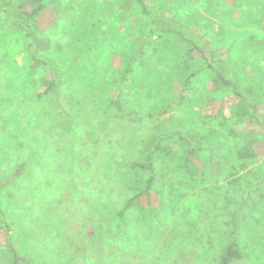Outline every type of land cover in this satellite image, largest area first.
I'll return each instance as SVG.
<instances>
[{
	"label": "rangeland",
	"instance_id": "1",
	"mask_svg": "<svg viewBox=\"0 0 264 264\" xmlns=\"http://www.w3.org/2000/svg\"><path fill=\"white\" fill-rule=\"evenodd\" d=\"M158 1L177 21L195 13L204 16L203 27L194 30L217 61H225L228 76L252 89L264 114V0ZM76 2L58 0L56 5L73 12ZM94 2L103 14L95 31L89 30L93 52L88 57L97 68L117 71L122 55L136 53L148 22L128 0ZM56 14L50 4L33 25L42 38L60 44L65 28ZM2 25L0 126L7 129L0 132V152L6 156L0 160V184L24 167L1 191L0 207L26 234L22 249L18 246L22 255L39 264H221L230 240L226 222L242 208L240 245L247 260L241 264H264V138L259 136L258 157L243 170L236 159L242 140L228 133L245 128L234 118L238 98L232 90L215 88L216 73L200 54H177L180 37L148 41L151 65L158 56L162 62L126 85L122 111L110 106L118 90L105 95L91 83L86 86L88 67L75 62L72 83L64 85L61 97L73 107L66 119L71 133L50 136L59 112L50 99L36 97L44 90L47 72L29 73L27 39ZM182 44L186 49L190 45ZM19 115H36L38 123L30 129L23 119L19 124L8 119ZM177 128L208 138L198 162L206 182H194L182 169L188 146ZM159 139L170 155L158 161L148 196L139 197L121 216L126 201L145 186L135 165L145 159L146 145ZM5 247L0 231V264H11Z\"/></svg>",
	"mask_w": 264,
	"mask_h": 264
},
{
	"label": "trees",
	"instance_id": "2",
	"mask_svg": "<svg viewBox=\"0 0 264 264\" xmlns=\"http://www.w3.org/2000/svg\"><path fill=\"white\" fill-rule=\"evenodd\" d=\"M128 1L131 7L133 9H138L142 18L147 20L148 28L146 32H144V40L139 43L136 53L132 56L122 55L121 68L116 71L113 68L105 66L97 68V66L94 65L93 58L88 57L93 52V48L89 44L92 37L88 34L95 31L97 28L96 22L103 14V12H99L101 11L99 10L100 5H97L94 0H77V8H73V12H65L60 9L59 6L56 5L58 0H0V26L3 24L6 27L13 28L15 32L23 34L28 41L26 53L28 62H30L31 65V71L29 73L32 75L42 70L47 72L42 82L44 90L36 97L38 100L44 101L50 99L53 107L59 112L58 121L52 126L48 134L51 136L53 134L64 135L69 132L71 133L70 128H72V124L68 123L66 119L69 117V113L71 115V112H73V107L69 101L63 100L61 97L64 85L72 83L70 75V67L72 64L77 62V64L80 63V65H86L88 67V71L84 72L83 77V83L86 86L91 83L94 89L105 95H110L116 88L119 93L115 95V97L117 96L116 100H111L112 103L110 106L116 108L118 111H122L126 85L131 83L133 79L139 78L142 71H147L148 73L149 69H155V65L158 66L162 62V57L158 56L155 60L153 59L155 65H151V50L146 51L148 41L152 40L154 37H180L182 40L181 44L187 42L190 45H188V49H186L185 46H182L183 44L181 45L179 43L174 51L179 55H184L186 50L185 56H192L195 52L200 54L204 61H207L206 64L208 63L207 68L212 69L216 73V77L213 80L215 88L232 90L234 95L238 98L234 105V118L237 119L239 124L245 125V128H232L228 133L231 137L242 140V146L236 152V159L241 163V168L243 170L247 169L248 165L258 157L257 145L260 143V137L264 138V114H261L258 110L254 101L252 89L244 88L239 79L232 75L228 76L229 74L226 69L227 64H225V61L221 60V58L217 61V55L215 56L214 54L215 52L209 50L210 47L208 48L205 45L206 41L194 30L196 27H203L204 16L195 13L186 16L183 21H177L169 17L171 12L167 6L162 5L158 0ZM213 1L215 0H208L210 4H212ZM65 2L68 4L71 0H65ZM50 4L55 7V11L57 12L56 17L61 20L65 28L63 31V41L60 44L53 43L48 38H42L38 27L33 25L34 21L46 11ZM108 5H111L110 2ZM89 30L91 32H89ZM128 31L130 30L128 29ZM142 31H144V29H142ZM82 41L86 42L87 45L82 46ZM163 53L162 51L160 54L163 55ZM57 56L60 57L59 60ZM78 57L80 59H77ZM60 62L62 63L61 65H59ZM218 64H220L219 68ZM64 65L67 70L61 67ZM221 67L223 68L221 69ZM204 70L205 68H203V71ZM107 74H109V76L112 75V77L110 76L109 78ZM23 76L24 75H22V77ZM189 83L190 79L187 81V85ZM37 117L36 115H26L20 118L19 115L8 117V119L9 121L16 120L17 123L20 119H23L27 124L26 128L31 129L38 123ZM6 127L5 125L0 126V132L5 131L7 129ZM176 134L181 142L188 146V154L182 157V169L184 172H187V175L194 182H206V171L200 170L198 162L200 154L203 151V143L208 138L201 134L186 135L183 130L179 128H177ZM252 134L258 136H250ZM10 135L15 141L20 140V136L16 133L12 132ZM170 152L169 146L163 145V139H159L152 146L146 145L144 151L146 154L145 159L135 165V169L141 170L144 174L146 181L143 182L145 186L137 196L126 201L120 213L121 216L139 203V197L148 196L152 186L155 184L158 161L165 159L167 155H170ZM5 157V154L1 151L0 160ZM22 167L24 166H21V168L17 169L18 171L10 176L7 181L5 180L0 184V194L10 182L15 181L21 176ZM241 211L242 208H239L226 222L230 240L226 248L222 251L221 264H241L247 260L240 245ZM14 223L15 221L12 222L8 220L4 210L0 207V231L5 238L6 247L4 251L10 263L39 264L28 259L25 255H22L19 244L23 238L25 239L26 234L21 230L19 224L15 225ZM13 231H18V234H13Z\"/></svg>",
	"mask_w": 264,
	"mask_h": 264
}]
</instances>
